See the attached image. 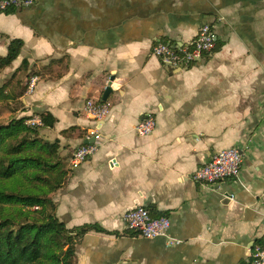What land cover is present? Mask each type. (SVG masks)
<instances>
[{"label": "crops", "instance_id": "obj_1", "mask_svg": "<svg viewBox=\"0 0 264 264\" xmlns=\"http://www.w3.org/2000/svg\"><path fill=\"white\" fill-rule=\"evenodd\" d=\"M13 11H0V57L23 43L4 69L25 61L35 71L20 116L56 120L40 130L68 169L52 196L56 217L69 230L100 229L80 237L75 264H250L264 243V0H39ZM203 25L215 39L207 59L170 69L151 54L188 44ZM107 84L96 125L84 107L103 102ZM147 115L155 127L140 137ZM95 127L97 151L72 165ZM228 148L242 156L237 180H194ZM136 205L168 218V239L125 229Z\"/></svg>", "mask_w": 264, "mask_h": 264}, {"label": "trees", "instance_id": "obj_2", "mask_svg": "<svg viewBox=\"0 0 264 264\" xmlns=\"http://www.w3.org/2000/svg\"><path fill=\"white\" fill-rule=\"evenodd\" d=\"M22 45L19 40L9 43L0 70L19 56ZM24 67L25 61L19 69ZM30 78L25 77L17 96L7 91V83L0 86V102L20 99ZM7 111L0 107V114ZM38 117L41 127L27 125L30 117L0 125V264H75L74 246L80 237L100 231L91 226L69 230L56 217L52 196L66 181L68 169L57 141L49 142L39 133L53 127L55 118L49 113Z\"/></svg>", "mask_w": 264, "mask_h": 264}, {"label": "built area", "instance_id": "obj_3", "mask_svg": "<svg viewBox=\"0 0 264 264\" xmlns=\"http://www.w3.org/2000/svg\"><path fill=\"white\" fill-rule=\"evenodd\" d=\"M39 0H0V11L4 12L8 8L19 9L29 8ZM215 39L212 29L208 25L201 26L194 39L186 45L174 47L170 44L158 43L151 49V54L159 59L161 63L170 69H184L199 61L207 59L213 54ZM37 79L31 77L27 83V92L30 93L35 87ZM109 104L106 102L87 101L84 112L87 117L98 125L108 114ZM29 126L40 127L42 125L39 117H34L28 121ZM155 127V121L147 115L136 126V134L140 137L148 136ZM93 143L78 147L72 155V165L85 162L95 154L100 140L99 128L95 127L92 132ZM242 165V156L238 149L228 148L213 153L209 161L198 167L194 173V180L203 185L217 184L226 180H237ZM124 227L128 231L143 239H155L159 237L168 239L170 222L165 216L152 217L149 210L136 205L123 214ZM170 244H178V241L169 239ZM250 264H264V243L253 248L252 260Z\"/></svg>", "mask_w": 264, "mask_h": 264}, {"label": "rangeland", "instance_id": "obj_4", "mask_svg": "<svg viewBox=\"0 0 264 264\" xmlns=\"http://www.w3.org/2000/svg\"><path fill=\"white\" fill-rule=\"evenodd\" d=\"M35 71L33 69L21 68L13 73V71L5 72L4 69L0 70V86L7 83V91L16 95L22 91L25 84V77L33 75ZM13 73V74H12ZM0 107L8 108L11 112H2L0 114V125L7 124L13 118H22L20 115L23 112V104L20 99H14L13 101H3L0 102ZM34 116H30L29 119L26 120V124L28 121L33 120ZM28 125V124H27ZM41 127V126H40ZM40 133V130H39ZM43 137V136H42ZM35 209V208H34Z\"/></svg>", "mask_w": 264, "mask_h": 264}, {"label": "water", "instance_id": "obj_5", "mask_svg": "<svg viewBox=\"0 0 264 264\" xmlns=\"http://www.w3.org/2000/svg\"><path fill=\"white\" fill-rule=\"evenodd\" d=\"M112 90V87H111V84H107V86L105 87L104 91H103V96H102V101H106L107 97L109 96V93L111 92ZM94 142V139L93 138H90L88 140H86V144H90V143H93Z\"/></svg>", "mask_w": 264, "mask_h": 264}]
</instances>
